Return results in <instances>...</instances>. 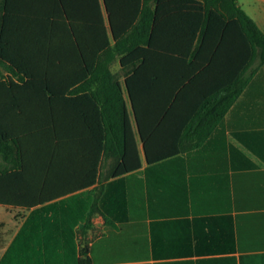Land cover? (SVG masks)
<instances>
[{"label": "trees", "instance_id": "trees-1", "mask_svg": "<svg viewBox=\"0 0 264 264\" xmlns=\"http://www.w3.org/2000/svg\"><path fill=\"white\" fill-rule=\"evenodd\" d=\"M0 11V62L21 82L0 81V156L19 164L0 168V205L33 209L20 234L55 196L18 183L37 148L93 168L105 152L113 176L130 173L141 166L131 111L146 162L170 159L200 147L264 66V32L237 0H1ZM79 211L62 221L99 209L89 195Z\"/></svg>", "mask_w": 264, "mask_h": 264}, {"label": "crops", "instance_id": "crops-1", "mask_svg": "<svg viewBox=\"0 0 264 264\" xmlns=\"http://www.w3.org/2000/svg\"><path fill=\"white\" fill-rule=\"evenodd\" d=\"M262 3L252 9L264 24ZM11 80L21 84L11 65L0 62V81L9 87ZM129 116L141 164L130 173L113 176L117 163L105 152L93 168L81 156L52 160L51 150L34 151L18 183L55 196L21 234L33 209L0 205V264H264V66L207 140L189 152L148 164ZM0 168L14 172L19 164L0 156ZM82 193L86 202L94 194L99 211L90 217L86 211L70 227L72 220L62 218L81 213L58 203ZM64 231L72 233L65 241Z\"/></svg>", "mask_w": 264, "mask_h": 264}, {"label": "rangeland", "instance_id": "rangeland-1", "mask_svg": "<svg viewBox=\"0 0 264 264\" xmlns=\"http://www.w3.org/2000/svg\"><path fill=\"white\" fill-rule=\"evenodd\" d=\"M239 5L246 11V13L254 20L258 23V25L260 27H264V24H262L261 22L259 23L258 21V16H259V11L258 10H254L252 9V6H254V8L256 6H262V0H238ZM256 9V8H255ZM111 69L112 71L119 77V79L121 80V82L123 81V77H122V71L119 68L118 65V61L117 59H115L113 61V63L111 64ZM127 100V97H126ZM131 113V111H130ZM94 194H91L90 196L92 197ZM83 197H80L79 200H77V202H79L78 206H76L75 208L77 210L81 209L84 207V205L86 204V201H83L82 199ZM1 210V209H0ZM1 219V217H0Z\"/></svg>", "mask_w": 264, "mask_h": 264}]
</instances>
